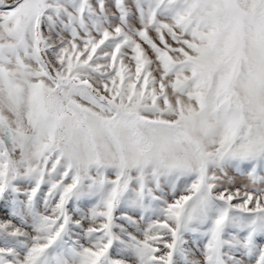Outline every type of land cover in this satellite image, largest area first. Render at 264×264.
<instances>
[{"label":"snow or ice","instance_id":"1","mask_svg":"<svg viewBox=\"0 0 264 264\" xmlns=\"http://www.w3.org/2000/svg\"><path fill=\"white\" fill-rule=\"evenodd\" d=\"M0 264H264V0H0Z\"/></svg>","mask_w":264,"mask_h":264}]
</instances>
